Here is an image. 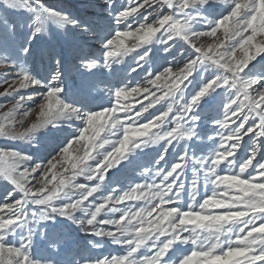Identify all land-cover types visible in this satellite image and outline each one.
<instances>
[{"label": "snow or ice", "instance_id": "1", "mask_svg": "<svg viewBox=\"0 0 264 264\" xmlns=\"http://www.w3.org/2000/svg\"><path fill=\"white\" fill-rule=\"evenodd\" d=\"M85 7L0 0V264H264V0ZM127 57L140 78L90 103Z\"/></svg>", "mask_w": 264, "mask_h": 264}, {"label": "rangeland", "instance_id": "2", "mask_svg": "<svg viewBox=\"0 0 264 264\" xmlns=\"http://www.w3.org/2000/svg\"><path fill=\"white\" fill-rule=\"evenodd\" d=\"M92 2L100 3L102 4L104 0H92ZM124 0H118V3H123ZM45 3L56 7L58 9H62L66 12L72 13V14H78V15H91L94 12H99L100 9H93V8H86L85 4L89 3V0H45ZM135 23V21H133ZM71 38V33H66L64 30L58 29L56 26H52L46 33L44 34V40L49 44L53 46H59L61 44H65L68 40ZM95 48H93V51ZM160 55H163V53H160ZM72 57L69 56V62L71 64ZM171 59V58H170ZM161 63L163 61H160ZM78 63V61H76ZM136 67L135 63L132 61L131 57H127L123 63L115 65L116 73H108L106 70L104 74L97 79L98 84V90L92 92V97H95V100H90V103L94 104H106L108 100V94H107V87L110 85H114L119 82V79L123 78L125 74H127L129 77H134L136 79H139L140 76L137 75V73H132L131 68ZM44 71H47V64L43 66ZM3 70H0L2 72ZM138 73H142L141 69H137ZM102 81V82H101ZM67 84L70 87L76 88L79 86L80 83V77L75 71H69L67 73ZM0 91H3L2 88H0ZM6 102V101H5ZM147 101H145L146 103ZM219 103V101H217ZM11 107V105H9ZM155 111V110H153ZM35 116L33 114V117L31 119H34ZM31 120H28L25 122V126H27L28 123H30ZM12 145V142L0 140V146H10ZM14 147L17 150L23 151V152H31L34 153L35 150L32 149V147L28 144L24 143H17L14 145ZM150 155L148 157L142 158V160L139 163L142 164H150L152 160V156L155 155V150H149ZM111 175V173H109ZM121 182L127 186L128 184H131L133 181H140L143 182V179L140 177L139 172L136 170L135 164L130 166L124 173L120 175ZM81 181H83V178H81ZM5 195L4 189L0 187V199L3 198ZM75 227V226H73ZM82 235L84 238L82 240L83 246H87L88 249H91L90 245H87L88 239H94L91 237H86L83 233H80L78 230L73 233L74 235ZM122 250L118 246L112 245L110 242H103V248L96 250L92 249L91 252L85 251L84 255H97V254H118ZM37 255H44L43 249L41 248L37 253Z\"/></svg>", "mask_w": 264, "mask_h": 264}, {"label": "trees", "instance_id": "3", "mask_svg": "<svg viewBox=\"0 0 264 264\" xmlns=\"http://www.w3.org/2000/svg\"><path fill=\"white\" fill-rule=\"evenodd\" d=\"M84 238L82 237V235H74V240H75V247H83V243H82V240Z\"/></svg>", "mask_w": 264, "mask_h": 264}]
</instances>
